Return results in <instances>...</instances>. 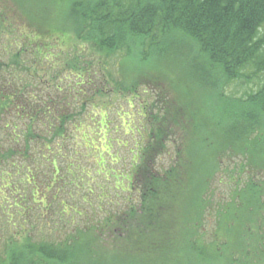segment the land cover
I'll return each instance as SVG.
<instances>
[{"label": "trees", "instance_id": "16d2710c", "mask_svg": "<svg viewBox=\"0 0 264 264\" xmlns=\"http://www.w3.org/2000/svg\"><path fill=\"white\" fill-rule=\"evenodd\" d=\"M9 4L18 15L0 3V264H264V241L251 239L234 201L206 242L153 243L175 215L204 223L224 157L264 168V0ZM69 31L107 59L120 53L113 72L103 65L94 81L91 60L52 43ZM220 79L259 83L223 103ZM145 80L167 89L143 93L135 126L112 99L99 101L113 86L131 109ZM249 180L233 190L238 203L249 187L264 192ZM133 218L125 248L95 252L94 241L113 248Z\"/></svg>", "mask_w": 264, "mask_h": 264}, {"label": "rangeland", "instance_id": "374dc122", "mask_svg": "<svg viewBox=\"0 0 264 264\" xmlns=\"http://www.w3.org/2000/svg\"><path fill=\"white\" fill-rule=\"evenodd\" d=\"M0 3L2 4V9L5 10L7 17L11 20H16L18 12L15 9V7L9 4V0H0ZM46 6H48L47 7L48 13H50L51 5H46ZM49 15L52 17L54 16L52 13ZM53 30H54V27L50 24L43 32L47 35L48 31H53ZM37 35L39 36V34ZM54 38L55 40H52V43L55 46L70 48L71 50H73L72 51L73 54L75 53L77 54L76 56L77 58L81 57L80 59L81 61L91 60L93 68H94V72H96L95 75L92 76V79L94 81H98L96 80V77L98 75L97 72L100 71V68L103 65L106 66V68H108V72L109 71L113 72L112 62L121 56V54L119 53L118 55L111 56L107 59L104 56V53L101 52L95 44H93L92 42H86V41L77 39L73 35V33H71L70 31L67 32V34L65 35H57ZM69 52L70 51L64 52V53L68 54ZM105 61H106V65L103 64ZM108 64H110V66ZM152 80L154 79L152 78ZM220 83H221V86L218 87L217 92L220 97L224 98L223 99V103H224L226 99L228 100L238 99V98L244 97L245 92L249 90H256L257 85L259 83V79L249 82L247 84H244L242 81L232 82V81H226V79L225 80L220 79ZM164 86L167 89L166 82H164ZM112 88L113 86H108V90H110V93H108L105 97L102 98V100H99V101L108 103L112 99L113 102H112L111 107L114 111L117 110L120 106L124 111L130 112L134 117L132 119L125 118V120L128 123H131L132 126L136 125L137 109L139 108V106H141L142 104L146 102L143 96V93L147 92V93L154 95L156 91L159 92L160 89H165L161 85L158 87L156 82L151 83L150 81H146V80L142 81L139 87V90H140L139 94L141 97H143L144 101L134 99L132 102H130L131 109H129L128 105L125 102V98L123 99L121 98L123 94H118V95L115 94L114 92H112ZM165 92H167V90ZM167 95L170 98L172 93L169 92V94ZM95 103L99 104L98 98L95 99ZM230 104L231 103H229V105ZM235 158L236 159H233L231 157H226V158L224 157L223 164L221 165V167H223L222 168L223 170L218 171L217 176L213 177V183H212L213 186H211L213 190V193L211 194L213 195V197L211 199H208L210 208L204 212L205 219H204V223L203 224L201 223L202 226L197 229V227L201 225V224H198V222H193L190 219V217H186L185 219H183L182 215H178V217L177 215H175L174 224L173 226H171L170 230H167L164 233L155 232L154 230L155 233H153L154 234L153 243L155 245L160 246L162 244H167L170 242L175 243L176 241H179V239L182 240L185 238L187 240L199 238L202 242L203 241L206 242V240H209L208 234H210L211 231H213V229L217 227L216 225L218 224V217H220L222 214V212L217 213V211L220 210L221 207L223 208L225 204L229 203L230 201H234L236 205L239 204L237 206L238 208L241 206L244 207V211H245L244 217L247 216V219L246 221H244V219L242 218V221L246 227H249L251 229L250 234H255L253 237H251V239H255V237H257L260 241L262 242L264 241L263 239L264 237V192L263 190H261L259 193V191L256 192L257 190L256 187H253V189L256 188L255 190H252V187H249V196L244 197L240 203H238L239 202L238 198L234 199V197L237 194L235 196H232L233 190L237 189L238 191L240 190L241 187L243 186L245 187L249 183L250 181L249 179H252L258 187H262V186L264 187V168L257 167V168H254L255 170L253 169H245V170L243 169L242 170L240 164H243L245 162L244 159L240 157H235ZM246 158H247V163H248V156H246ZM248 170L250 172L256 171V173L251 175V173ZM230 179H232V181ZM256 194H258V196ZM122 196L125 197L124 194ZM122 199L123 201H120L122 202L120 206L123 205L122 211L124 212L127 210L128 201L126 200V198H122ZM114 202L115 200H113V205H114ZM259 202H261V204ZM182 207H184L183 211L186 212L188 216L190 212L189 210L190 207L185 206L184 204H182ZM194 218L198 219L199 216L194 215ZM137 222H138L137 218H133V220H131V223H127L124 226V230L122 231V233L123 234L125 232L126 233L123 235L121 240H119L116 244H114L113 248L108 242L99 245L97 241H94L92 244H95L94 245L95 252L102 248L103 255H105V257L107 258H110L112 256L111 253L113 252V249L115 247L125 248L124 240L128 234V230L136 229L137 226L135 224H137ZM6 223H7L6 218L2 217L1 224L6 225ZM182 224H187V226L182 225ZM152 227H153L152 228V231H153L155 227L154 225ZM194 228L196 229V231H194ZM12 232H13V229L10 230V233ZM243 236L248 237L245 234H243ZM251 239L249 238L246 239V243L254 242V240H251ZM260 254L261 253L259 251L255 252L256 257L263 258L260 256Z\"/></svg>", "mask_w": 264, "mask_h": 264}]
</instances>
